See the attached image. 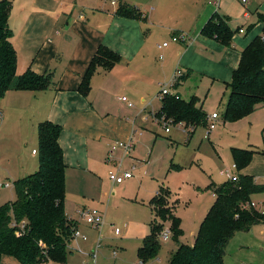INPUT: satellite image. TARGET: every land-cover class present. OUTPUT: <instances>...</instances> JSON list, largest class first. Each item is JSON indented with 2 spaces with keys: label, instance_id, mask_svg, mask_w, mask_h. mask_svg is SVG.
Returning <instances> with one entry per match:
<instances>
[{
  "label": "crops",
  "instance_id": "1",
  "mask_svg": "<svg viewBox=\"0 0 264 264\" xmlns=\"http://www.w3.org/2000/svg\"><path fill=\"white\" fill-rule=\"evenodd\" d=\"M216 2L217 0H12L8 23L14 31L11 40L17 53L16 71L22 74L31 68L38 73H49L50 83L36 90L8 89L7 107H16L23 114L24 126L28 123L37 126L45 119L62 125L59 142L67 164L66 184L69 167L95 173V170L105 165L103 160L105 161L114 142L129 139L133 132L135 147L129 154L136 151L137 145L148 135L151 117L155 119L156 109L161 107L162 101L158 107H154L153 99L161 82L171 76V65L174 73L183 60L189 66L180 68L182 76L174 85V91L181 96L178 88L191 74L192 63L189 58L192 56L193 61H200L201 51L208 54L206 59L209 63L216 65L218 69L224 68L228 73L232 70L233 73L239 64L242 49L256 35L263 33L264 21L259 18V14L264 13V0H248L246 3L242 0H219V4ZM123 5L135 9L134 12L138 15L122 14L119 8ZM215 11L226 15L230 27L235 30L231 45L202 31ZM241 27L244 31H240ZM161 31L169 36L188 33L191 38L184 41V46H173L166 59L163 50L170 47L171 42L159 46L161 42L154 41L156 33ZM101 44L117 51L121 57L110 67L98 64L90 76V87L85 92L82 90L83 78ZM152 52H159L158 57L162 61L159 66L155 65ZM150 93L153 94L151 98L148 97ZM114 94H118L120 99L122 95H127L135 102L134 106H129L126 100L115 101L117 96ZM132 113H135L134 117H131ZM20 122V133L24 141L27 142V135L30 140L35 135L37 143V133H34L33 128L30 127L24 133L25 128ZM178 123L187 130L190 138L191 134L185 123ZM206 135L210 136V131ZM19 147L21 146L18 144ZM34 148L36 147L32 148L33 154L38 153L33 151ZM117 154L123 158L127 156L121 147L117 148ZM5 160V156L1 154L0 172L5 171L6 178L0 180H9L7 176H17L12 171L7 175ZM38 165L39 156L37 165H33L23 175L36 170ZM228 167L235 172L251 173L245 168L239 170L233 165ZM23 175L20 174L19 177ZM132 178L134 175L121 183H113L109 177L107 179L112 186H116ZM255 179L264 182V175L260 179L255 175ZM103 193L106 190L101 189L99 194ZM214 195L215 192L213 198ZM0 202H5V199H0ZM78 203L80 205H77L76 212L86 205L85 200ZM255 206L264 211L256 201ZM67 214L74 221L73 226L92 230L91 226L82 225L77 217L68 212ZM262 224H254L250 229L239 230L233 235L226 247L224 264H245L248 258L252 260L249 263L264 264ZM72 252L70 246L68 254ZM117 255L118 252L114 254V264H117ZM48 260L55 264H72ZM0 264L22 263L17 256L3 253Z\"/></svg>",
  "mask_w": 264,
  "mask_h": 264
},
{
  "label": "rangeland",
  "instance_id": "2",
  "mask_svg": "<svg viewBox=\"0 0 264 264\" xmlns=\"http://www.w3.org/2000/svg\"><path fill=\"white\" fill-rule=\"evenodd\" d=\"M171 36L165 31H161L156 33L154 41L162 43L163 39L170 40ZM170 42V47L163 50L164 58L169 55V50L173 46L186 44L184 41L170 40ZM200 54V61H193L192 56L189 58L192 63L191 74L187 76L183 84H180L178 90L186 99H189L193 94L198 95V103L204 107L208 115L213 111H219L220 117L216 120L217 127L210 130V136H207L208 125L199 124L193 131H190L191 136L188 138V132L182 124L174 122L170 116L156 109L155 119L157 121L151 117L152 122L148 128V135L144 141L137 145L136 151L134 150L132 155L127 154L123 158L117 154L118 147L114 148L111 155L106 154L105 161L103 160L105 165L100 166L95 170V173L69 167L66 184V211L71 216L77 217L82 225L91 226L92 230L78 227L87 235V238L82 235L73 236L68 243L73 252L67 255L66 261L62 262L93 264V253H96L98 264H114L116 256H114L113 250L117 248V264H137L139 261L138 247L142 244L144 236L150 232L152 221L155 220V212L150 206V200L157 195L161 187L169 191L168 198L165 199L166 207L172 214H177L182 219L184 234L180 238L192 243L194 233L198 231L208 207L215 200V195L213 198L214 190L209 187V184L212 181L219 184L226 180L227 177L221 173V170L235 163L232 151L234 146L257 149L249 164L244 168L257 175L258 179L264 175L262 130L264 104L260 103L253 112L247 115L225 119L224 110L228 99V83L231 80L232 70L228 73L224 68L218 69L216 65L207 61L208 54L205 51H201ZM158 55L159 52H152L151 57L156 66L162 62ZM182 56L180 55L181 58ZM101 57L105 59L104 63L115 59L114 56L108 59L105 54H101L98 58L99 61ZM183 61L179 68L188 66ZM172 69L171 65L169 68L171 76L174 73ZM170 77L162 81L161 84L159 83V87L170 81ZM169 88L174 91L175 86L169 85ZM157 92L153 99L154 107H158L162 101L156 97ZM5 94L0 100V157L2 154L6 158L7 175L11 171L17 175L7 176L11 184L0 187V199L1 201L5 199L6 202L16 197L14 179L20 174L29 172L33 165H37L39 152L34 134L33 140H30L28 135L27 138L25 137L27 142L22 138L19 126L20 118L21 126L25 128L24 133L32 127L34 133H37V140L38 125L32 126L31 123H28L24 126L23 114H20L16 107H7V93ZM117 95L114 94V96ZM152 96L153 94L150 93L148 97ZM115 101L124 102L118 96L115 97ZM134 114L132 113L131 117H134ZM162 117L169 121V131L165 130ZM18 144L21 147L18 148ZM33 147H36L38 153L33 154ZM174 164H179L181 167L176 168ZM120 167L122 170H132L134 178L121 185L112 186L107 179L108 172ZM4 173L5 171L0 172V179L6 178ZM101 189L106 190V193L99 194ZM251 198L264 208V191L253 193ZM84 200L86 207H97L106 212L107 221L103 225L97 227L90 224L76 212L78 202ZM158 220L157 222L162 223L160 233L165 226H169L172 230L171 236L167 240H161L158 235L162 243L161 247L157 255L146 260L144 264H168L171 251L176 244L173 239L172 221L169 215L167 218L159 217ZM117 227L121 228L120 233L116 232ZM258 228L260 229L261 226ZM249 259L251 258H248L245 264L252 261ZM38 264L55 263L51 260H44Z\"/></svg>",
  "mask_w": 264,
  "mask_h": 264
},
{
  "label": "trees",
  "instance_id": "3",
  "mask_svg": "<svg viewBox=\"0 0 264 264\" xmlns=\"http://www.w3.org/2000/svg\"><path fill=\"white\" fill-rule=\"evenodd\" d=\"M11 6L12 0H0V97L11 88L36 90L50 83L49 73H38L31 68L22 74L17 73V53L11 40L14 31L8 23ZM134 11L128 5L119 8V12L128 16H137ZM259 18L264 21V13H260ZM202 31L226 45H231L235 33L226 15L217 11L204 24ZM101 54L108 59L114 56L115 59L104 63L103 57L98 60ZM120 57L117 51L101 44L84 75L82 90L86 92L89 89L90 76L97 64L110 67ZM228 87L225 119L247 115L260 103L264 104V27L263 33L256 35L242 49ZM198 99L196 94L186 99L174 91L162 100L159 112L170 116L174 122H184L190 133L197 125L208 123V114L198 105ZM61 130V124L49 119L38 123V168L15 179L16 197L0 202V259L3 253L17 256L22 264L67 259L74 221L65 208L67 164L59 142ZM232 151L240 170L249 164L257 149L234 146ZM174 166L181 167L179 164ZM209 187L215 192V200L202 219L192 243L180 238L184 234L182 219L166 207L165 199L169 191L163 187L159 189L150 200L155 220L138 247L137 264L156 256L161 247L158 235L162 223L157 222L159 217L167 218L169 215L172 221L176 247L171 251L168 264H224L226 247L233 235L239 230L250 229L254 224H264V211L252 204L251 195L264 191V182L257 181L255 175L239 172L237 179H226L219 184L212 181ZM20 221L25 222V227H20Z\"/></svg>",
  "mask_w": 264,
  "mask_h": 264
},
{
  "label": "built area",
  "instance_id": "4",
  "mask_svg": "<svg viewBox=\"0 0 264 264\" xmlns=\"http://www.w3.org/2000/svg\"><path fill=\"white\" fill-rule=\"evenodd\" d=\"M247 1L248 0H242L243 3H246ZM216 3L219 4V0H217ZM240 31H244V28L241 27ZM190 38L191 37L188 35V33H174L171 36L170 40L187 41ZM170 40H164L162 43H159V46L168 45L170 43ZM160 56L162 57L163 54H161ZM180 74H182L181 69L177 68L174 75L170 79V81L166 82L163 86L160 87V89L158 90V92L156 94V96L159 99L163 100L167 94L174 92V91L170 90L169 85L174 86L176 81H177V78L179 77ZM121 98L123 100H126L129 106H134L135 102L133 100H131L130 98H128L127 95H122ZM219 117H220L219 111H213L210 115L207 116L208 131L214 129L217 126L216 120H218ZM161 120L165 124L166 130H169L170 129L169 123H168L169 121L166 120L164 117H162ZM262 130H263V136H264V126H263ZM134 145H135V132H133L132 136L127 140H116L114 142L112 148H110V150L108 151V153H109V155H111V151L114 148L121 147L126 154H129L132 152ZM33 151L36 152L37 149L34 148ZM233 167H235L237 169L236 163L233 164ZM221 173L225 174L227 179H237L238 175H239V172H237V171L235 172L233 169H231L229 167L222 169ZM133 175L134 174H133L132 170H129V169L122 170L121 167L116 169V170H110L108 172V177L110 178V180L113 183H121L124 180H126L127 178L132 177ZM10 184H11L10 180H0V187L9 186ZM252 204L255 205V201H252ZM78 212L81 216H83L87 220L88 223L94 224L97 227H99L100 225H103L107 221L106 212L100 208H97V207L82 206L81 208L78 209ZM19 224H20L21 228L25 227L24 221H20ZM171 231L172 230L169 226H165L162 229L161 233L159 234L161 240H167L171 236ZM116 232L120 233L121 228L117 227ZM76 235H82L84 238H87V235L84 234L82 231H80L78 229V227L74 228L73 236L75 237ZM99 242H100V240H99ZM117 252H118L117 248H114L113 253L117 254ZM93 256H94V263L93 264H98V261L96 258V253H93ZM249 264H253V263H249Z\"/></svg>",
  "mask_w": 264,
  "mask_h": 264
}]
</instances>
